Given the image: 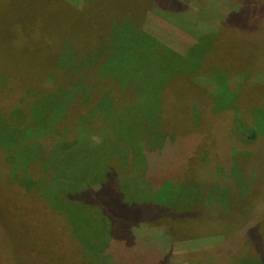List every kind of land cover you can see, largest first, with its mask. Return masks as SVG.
Listing matches in <instances>:
<instances>
[{
  "label": "rangeland",
  "instance_id": "obj_1",
  "mask_svg": "<svg viewBox=\"0 0 264 264\" xmlns=\"http://www.w3.org/2000/svg\"><path fill=\"white\" fill-rule=\"evenodd\" d=\"M176 1L188 18L149 0L140 25L131 0H0V84L19 92L0 105V127L18 129L15 139L36 127L41 153L70 135L66 151L80 141L92 148L82 182L98 185L102 206L84 231L115 215L150 264H264V0ZM148 72L154 88L143 99ZM33 107L31 126L7 120ZM248 126L260 134L253 142ZM5 152L19 166L8 181L30 187L17 178L24 158ZM43 188L51 201L64 196ZM0 226V264L40 263L23 242L47 252L41 264H80L69 242L65 251L54 241L64 224L13 241L9 224Z\"/></svg>",
  "mask_w": 264,
  "mask_h": 264
},
{
  "label": "trees",
  "instance_id": "obj_2",
  "mask_svg": "<svg viewBox=\"0 0 264 264\" xmlns=\"http://www.w3.org/2000/svg\"><path fill=\"white\" fill-rule=\"evenodd\" d=\"M131 1L136 5L134 13L132 12L133 14L132 18L133 19L135 18L134 19L135 23L141 25V23H139L140 17L144 13L143 10H146L147 9L146 7L149 6V0H131ZM137 2L143 4L139 5ZM155 2L160 6H162L163 8L165 7L164 4H168V6L171 7L172 10H174L175 14L179 13L178 14L179 16L181 17L184 16L185 19L188 18L186 11L181 10L182 5L176 0H155ZM194 19H195L194 15L193 14L190 15L189 20H194ZM37 31L38 30L32 31L34 33L31 34L34 35L39 34V32L36 33ZM145 76H146V78L144 77L145 84L140 89L139 92V95L141 93L143 99L145 97L148 98L150 96V91L154 88V87L153 88L150 87V84H148L150 83L148 80H151L152 77L154 76L152 75V72H148L147 75ZM79 77L80 74L78 75V78ZM96 77L99 79L100 76H96ZM6 81L7 80L3 81L0 84L1 106L4 103L9 104L13 102L12 100L16 99L19 93L17 92V88L14 85H11ZM93 98H92V104L94 108H97L96 105L100 102V99L98 101H95ZM28 105L30 106L31 104ZM151 105L153 104H150V106ZM66 106H67L66 103L62 104L63 108H65ZM98 107L100 108L101 106ZM15 111L16 110H14V112ZM33 113L36 114V110H34V107L33 109H26V110L24 108L22 113H17V114L12 113L13 116H11V118L8 117L9 114H7V120L9 121L10 119L16 117L23 119L26 118L28 123L29 121L32 122L30 123V125L28 123L27 124L23 123V126L25 127H22V129H27L35 122L34 120L36 117L33 118L32 116ZM3 122L5 121L2 120L1 123ZM122 125L126 126L125 124ZM54 127L55 126L53 124L52 128ZM15 130L10 127H2V126L0 127V135H1L0 220L5 222L6 224H9V227L12 230H14L12 232L13 235L10 241L27 239L29 236L28 233L34 234V232H37L35 230H38V232H40L41 234V229L43 228L44 231H48L49 229H54L55 231L59 226V224H64L65 228L60 230L61 231L60 234L58 235V237H56V239H54V241L56 243H58L59 241H62V243L64 242L63 249L65 251H67L68 249L66 243L69 242L70 245H72L76 249L75 260L78 261L80 264H150V262L146 261V258L151 256H149L148 253L145 256H143L140 250L136 247L134 237L132 236L131 232L127 231L128 233L127 234L125 232V230L127 229H125L124 225L123 224L119 225L120 224L118 219L119 217L115 215H111L113 220L111 218H108V222L111 221L112 225L108 226V222H107L106 228L104 227L105 229L99 227L90 232L84 231L86 221L88 223L90 218L93 220L95 215L98 213L99 208H101L102 206L101 205L102 203L99 201V199L97 200L95 198L96 196H99V193L96 191L98 185L93 186L91 184L90 185L88 183L84 184L82 182V179L85 180L87 178V171L88 168L91 166V161L88 162L87 159L91 157V155L89 154H91L90 150L92 148L83 149L84 147L83 145H81L83 141H80V144L78 142L75 147H73L71 150L66 151L64 147L69 145L67 144V141H69V138L71 136L70 135L69 137H63L66 139V141H64L62 144L57 143L56 147L52 145V143L44 144L43 146L44 150L43 153H41L42 146H39L41 141L39 139V136H37L38 133L36 131L37 130L36 127L31 126L32 131L30 133V137L24 139L23 138L15 139L14 138V135H16ZM83 132L86 134L87 131L86 132L83 131ZM46 133L48 134L47 131ZM259 135L260 134L258 133L257 130L248 126V128H246V131H244L243 136H245V138L248 141L253 142L258 138ZM109 138H111V136ZM112 140L115 139L112 138ZM13 141L17 142L18 145L12 143ZM27 141L28 142L30 141L29 142L30 145L26 144ZM13 144L17 145L16 148L19 151L20 148L23 149L22 146L24 147L30 146V149L32 151H28V152L29 154L32 155L33 160H27L28 155L24 156L22 150L20 151V153L15 154V152H19V151L11 150ZM60 147L61 150L65 151V153H62L61 150L59 151ZM95 147L98 148L99 150V147H101V145H96ZM4 149L8 150L11 156L14 157L15 159L21 157L24 158V162H22V166H26L25 167L26 170L24 171L20 170L17 173V178L20 180L24 176H27L26 181H28L30 187L33 186L35 187L31 191H28L30 187L27 188L23 182L21 184L18 183V181L16 182L14 181V183H10V181H8V178L10 177L9 175H11L14 169L19 168V166L18 164L17 166H14L13 164L7 162L6 160L3 161V154H6ZM86 151L88 153L87 155H86ZM12 153H14L15 156L12 155ZM40 153L41 156H39ZM43 154H45V157L48 158L49 163L46 167L43 166V169L45 170L42 173V171L40 170L41 168L40 159L42 160L44 159ZM83 159H85L84 163L86 164L83 163ZM87 164H89L90 166ZM10 165L12 166L11 171L9 170ZM75 167H78V169L76 170ZM60 170H61V174H58ZM70 170L73 171L72 175L66 177L62 175L69 173ZM29 171L30 173H27ZM38 171L41 172L39 174H41V176H44V179L41 180V177L39 176L38 177L36 176L37 178L35 177V174ZM54 171L56 172L54 173ZM80 174H82L85 177L83 178ZM147 174L148 176L153 175L154 177V170L152 169L151 171L149 165L147 166L145 175L147 176ZM43 185H47V186L49 185L50 187L49 189L53 191L54 190L62 191L63 192L62 195L64 196L63 197L56 196L55 201H51V198L47 196V194L46 195L43 194L44 192L41 194V192L44 191ZM84 185L85 187L81 188ZM90 191H92L91 194ZM104 207L107 208L108 206L107 207L104 206ZM31 211H34L33 217L30 214L32 213ZM107 211H109L110 213L113 212L108 208ZM102 219L104 220V217H102ZM42 224L44 226H41ZM24 225L32 226L33 230L30 232L23 231L22 226ZM61 226L63 227V225ZM102 233H105L106 236H108L107 239L103 242H102L103 239H100L102 237ZM70 237L72 240H70ZM45 239H46V235L43 236L42 241H45ZM25 244L26 243L23 242V245L25 246L26 250H28L30 256H34L35 259L36 257L37 258L39 257L40 263L39 261H35V263L41 264L45 260V255L47 254V252H43V253L39 252V250L36 249L35 247H29L26 246ZM24 264H28V263H24Z\"/></svg>",
  "mask_w": 264,
  "mask_h": 264
}]
</instances>
